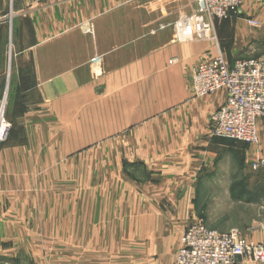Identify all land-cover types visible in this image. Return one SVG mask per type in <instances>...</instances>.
Instances as JSON below:
<instances>
[{"label":"rangeland","instance_id":"obj_1","mask_svg":"<svg viewBox=\"0 0 264 264\" xmlns=\"http://www.w3.org/2000/svg\"><path fill=\"white\" fill-rule=\"evenodd\" d=\"M72 2L0 0V264H173L184 229L195 220H202L209 230L236 231L245 241L264 246L248 241L241 231L248 225L264 227V200L235 201L227 191L235 182H242L250 193L263 187L264 164L253 169L257 160L245 157L259 145L258 131L257 142L251 145L212 136L224 142L223 149L218 148L206 166L187 170L192 184H171L169 177H176L173 158L169 159L168 151L150 153L151 115L136 111V104L129 101L128 120L120 118V94L132 101L136 94L139 100L141 93L151 95V90L136 86L149 85L155 73H128L121 78L111 74L112 85L105 82L94 91V114L87 97L85 104L65 102L59 112L44 103L33 62L19 57L18 51H32L38 47V38L70 31L73 24H66L64 30L63 18L70 17ZM111 2L113 9L128 7L129 12L130 7L143 11L156 3ZM195 10L175 18L172 25L177 27L172 26L168 40L160 41L159 52L171 43H202L210 50L188 74L177 71L184 88H171L170 93L179 91L174 102L162 99L164 108L156 116L160 125L164 110L183 107L184 96L203 98L222 91L226 97L221 89L204 96L194 92L196 66L217 56L228 62L264 55V0H245L227 19H209L208 37L202 39L192 22L184 23L200 14L199 8ZM90 26L84 20L75 27L87 35ZM161 30L156 26L149 32ZM169 59L150 58L149 64H180L176 58ZM103 60V54L96 53L89 61L97 79L104 77ZM121 79L126 87H119ZM125 105L126 101L124 116ZM139 111L141 119H137ZM258 122L264 127V121ZM208 152L215 154V149L208 147ZM183 171L177 167L175 172L180 176ZM216 175L224 176L223 185L206 180Z\"/></svg>","mask_w":264,"mask_h":264},{"label":"crops","instance_id":"obj_2","mask_svg":"<svg viewBox=\"0 0 264 264\" xmlns=\"http://www.w3.org/2000/svg\"><path fill=\"white\" fill-rule=\"evenodd\" d=\"M111 1L73 0L70 4V17L63 18L64 30H66L65 25L70 22L73 24V28L70 31L43 37V39L38 38L39 44L36 49L30 51L25 48L19 50L18 55L23 59L28 57L33 62L39 93L44 103L47 106L50 105L57 112L63 110L65 102L68 103L71 100L74 104L75 102L85 104L87 97L92 114H94L96 101L94 91L105 82L112 85L111 74H120L121 78L128 73H155L154 80L149 82V85L137 83L136 86V88L151 90V95L145 96L144 93H141L139 100L138 94H136L135 101H132L129 96L125 99L120 94V118L128 120L129 101L132 105L136 104V111L140 109L145 116L151 115L149 117L153 120L150 123L152 138L150 153L168 151L169 159L173 158L175 161L173 174L176 177H173L174 179L169 177V183L192 184V179L187 180V170H197L206 166L209 159L217 156L218 148L220 151L223 149L224 142L212 139L211 127L208 130L206 125L208 117L223 103L225 95L221 91L203 98L184 96L183 99L186 102L183 107L164 110L166 116L160 125L156 116L160 115L164 108L165 102L162 99L169 98L171 102H174L179 91L170 93L171 88H184L183 78L176 74L177 71L183 70L188 74L189 70L201 61L204 54L209 52L210 46L202 43L190 45L171 43L163 48L164 51L159 52V49L160 41L169 39L173 31L172 26L177 27L176 23H173L176 25H172V22L176 21L175 18L185 16L198 8L201 12L202 1L155 0V4L151 3L153 7H150L151 4H149V7L143 11L138 10L139 7L138 9L130 7L131 12L128 11V7L113 9ZM145 17L152 18L151 22L145 23V19H147ZM84 20H88L93 26H90L87 35L81 34L75 27L77 23ZM156 26L162 30L150 33L149 30H155ZM146 41L153 42V46L149 47ZM96 53H102L104 59L102 61L104 77H99L100 79L94 77L96 71L89 69V61ZM235 55L233 57H236ZM165 56H168L169 60L178 59L180 64L175 67L167 66L166 63V65L164 63L149 64L150 58ZM237 58L228 60V62L232 64ZM91 67L94 68L95 64L92 63ZM118 85L123 88L127 84L121 79ZM124 101H126V116L123 114ZM141 111L137 114V119L140 118ZM262 124L260 126L259 122L257 123L259 145L250 148L245 156L250 161H264V127ZM144 146L146 149L148 148V144ZM166 146L167 149H164ZM208 147L214 148L215 154L208 152ZM202 163L203 165H201ZM177 167L184 169L183 173L179 174L180 176H177L178 174L175 172ZM206 180L209 181V184L219 186L224 184L225 178L223 175H216L209 179L206 178ZM227 191L229 193L230 186ZM250 227L251 225H248L241 229L248 241L264 243V227L262 229H251Z\"/></svg>","mask_w":264,"mask_h":264},{"label":"built area","instance_id":"obj_3","mask_svg":"<svg viewBox=\"0 0 264 264\" xmlns=\"http://www.w3.org/2000/svg\"><path fill=\"white\" fill-rule=\"evenodd\" d=\"M201 1L200 14L184 20L188 26L193 23L200 39L208 37L209 19H227L245 0ZM192 88L199 96L218 89L226 92L224 103L210 117L212 136L245 145L257 142L256 124L264 121V55L232 64L217 56L193 69ZM263 164L261 160L251 167ZM238 234L209 230L202 220H195L184 229L174 264H243L246 259L264 262V246L249 243Z\"/></svg>","mask_w":264,"mask_h":264},{"label":"trees","instance_id":"obj_4","mask_svg":"<svg viewBox=\"0 0 264 264\" xmlns=\"http://www.w3.org/2000/svg\"><path fill=\"white\" fill-rule=\"evenodd\" d=\"M230 193L235 201L244 203H253L259 199L264 200V185L263 187H257L253 193L245 190L242 182H235L230 187Z\"/></svg>","mask_w":264,"mask_h":264},{"label":"water","instance_id":"obj_5","mask_svg":"<svg viewBox=\"0 0 264 264\" xmlns=\"http://www.w3.org/2000/svg\"><path fill=\"white\" fill-rule=\"evenodd\" d=\"M235 260H236L237 262H240V261H241V259H240L239 257H236Z\"/></svg>","mask_w":264,"mask_h":264},{"label":"bare ground","instance_id":"obj_6","mask_svg":"<svg viewBox=\"0 0 264 264\" xmlns=\"http://www.w3.org/2000/svg\"><path fill=\"white\" fill-rule=\"evenodd\" d=\"M187 25V24H186ZM2 130H3V126L1 127V132H2Z\"/></svg>","mask_w":264,"mask_h":264}]
</instances>
